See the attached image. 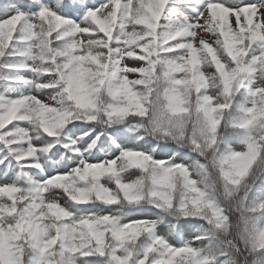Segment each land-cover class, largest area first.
<instances>
[{"label": "snow or ice", "instance_id": "1", "mask_svg": "<svg viewBox=\"0 0 264 264\" xmlns=\"http://www.w3.org/2000/svg\"><path fill=\"white\" fill-rule=\"evenodd\" d=\"M264 0L0 4V264H264Z\"/></svg>", "mask_w": 264, "mask_h": 264}, {"label": "trees", "instance_id": "2", "mask_svg": "<svg viewBox=\"0 0 264 264\" xmlns=\"http://www.w3.org/2000/svg\"><path fill=\"white\" fill-rule=\"evenodd\" d=\"M7 0H0V4H4L6 3ZM261 183H264V176L261 177V179L259 181H257V187H260Z\"/></svg>", "mask_w": 264, "mask_h": 264}]
</instances>
